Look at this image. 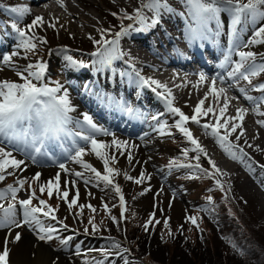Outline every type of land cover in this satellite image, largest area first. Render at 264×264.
I'll list each match as a JSON object with an SVG mask.
<instances>
[{
  "label": "snow or ice",
  "instance_id": "obj_1",
  "mask_svg": "<svg viewBox=\"0 0 264 264\" xmlns=\"http://www.w3.org/2000/svg\"><path fill=\"white\" fill-rule=\"evenodd\" d=\"M185 6L188 10V17L190 24L187 30V37L190 42L200 40L204 42L212 37H218L220 35L219 27V14L221 11H228L232 14L231 27L229 30V43L230 49L229 54L225 56L224 60L228 64H232L231 71L227 72V76H219L211 79V85L208 88V93H211L213 97L219 101L222 95H225L228 91L232 90L240 81H245L247 87H240L239 91L243 94V99L249 102L252 106L254 114L264 117V111H261V107L264 106V82L253 83V78L259 77L264 74V54L259 55L250 49L255 45H264V25L254 28L252 35L246 41L241 40L243 29H238L239 24H256L260 20H264V0H247L246 3H242L241 0H227L225 6L220 5V0H184ZM143 9L152 11L153 18L151 23H148V18L144 15ZM12 13H18L17 20H14L11 24L12 29L17 33L18 47L23 48L25 51L32 52L37 48V44L33 43V40H37L35 34L31 37H26L25 30H21L17 27V22L22 19L27 9L11 8ZM171 13L173 10L167 5L165 0H148L147 3L143 4L141 8L135 11L134 15H128L125 13L120 18L134 20L139 23L142 27L134 28L133 25L122 27L119 32L114 34V39L107 40L104 38L105 33L103 30L102 38L96 41L99 45L97 52H94L93 56H98L99 59L95 61L94 67L99 66L100 69L110 68L113 61L121 59L123 54L119 51V42L122 36H125L129 31H145L149 28L154 27L159 23V17L161 12ZM115 15V14H114ZM217 24L215 33H211L208 25L210 22ZM38 24H43V19L37 16L32 20L29 25V30ZM192 25H195L194 27ZM49 24V27H52ZM40 44L46 43L42 38L39 39ZM238 57V60L233 61L231 59L232 54ZM17 53L12 52L10 56H3L2 62L8 64L13 57H16ZM65 60L71 68H86L88 67L83 61L74 60L71 56L65 57ZM46 65L38 63L36 65L29 64L24 72L27 75L21 74L19 71L17 75L23 80V83H13L8 81L0 82V182L6 179V174L11 175L12 172L8 170H19L25 161L15 158L14 150L25 152L29 159L36 163L39 158L53 159L46 150L48 142L59 140L61 137L67 136L72 137L74 155H70L69 159L80 164L83 169L90 172L92 175L88 178H84V173L81 171L74 172V175L83 179L85 184H93L99 187L101 183L107 189L109 186L114 190L116 196L119 198L120 207V218L125 217V199L121 193V187L113 183L112 177L114 174H118L115 167L110 166V163L114 165L117 157L115 155L109 156L105 149L109 147L107 143L99 142L97 137L99 135L109 136L107 130L99 127L95 123L91 116L84 114L82 120L76 119L73 113H76V109L72 106L69 92L62 88V85L57 82L55 86H49L45 82V70ZM35 68V70H33ZM99 70V69H98ZM138 79V83L144 85H155L153 91L156 89H165L167 86L161 84L157 80H145L140 76L139 72L135 73ZM207 79L203 73L200 74V82ZM33 81L40 82L39 85ZM217 83L221 86L219 89L215 87ZM249 92L260 93L258 97H254ZM158 96L163 98L168 106L170 113L178 116L179 119L174 122V127L187 139V141L193 146L192 151L196 153H204V149L199 144L198 140L194 138L193 133L189 130L187 125L189 121L196 124L205 130L207 135L208 129H211V136L215 139L216 143L223 150V152L230 157L232 160H239L244 164L247 171L254 175L256 174L257 168L260 169L259 176L256 177L257 182L264 180V165H255L252 163L245 162L243 148L239 147V140L244 136L243 121L245 113L248 108H237L236 115L227 116L225 118L226 110L229 108V101L225 95L223 106L219 107V115L216 114L213 107L209 106L204 108L205 100L207 99V93L204 99H200L194 108V114L189 117L181 111L180 108L173 106V101L170 98L171 91L157 93ZM96 99L103 105L125 113L130 118H137L139 113L126 102L121 99H117L111 95H105L104 93H95ZM233 99H240V97L234 96ZM54 114V118H53ZM211 114L215 119V124L200 123L198 117H207ZM153 121H156L159 125L158 131L161 135L170 134L165 132L166 125L160 123L159 118L155 115L151 117ZM223 119V123H221ZM256 123L260 127H264V119L257 120ZM69 125L75 129L73 131L69 128ZM231 125V127H229ZM224 129V134H220V130ZM237 129H240V133L236 136V142H229V137L236 133ZM77 141L83 142V146H78ZM247 144V141L245 140ZM90 146L91 152L95 154L97 158L103 161V173L98 171L89 163H85L83 157L87 154L86 148ZM111 146L114 147L121 155H123L122 149L126 148L127 142L112 139ZM252 147V145H248ZM182 155L185 159L189 156V149H182ZM206 155V153H205ZM127 159L129 164L132 163L133 156L131 153L128 154ZM196 161L195 164L183 163L176 165L175 161L169 163V170L175 168H188L195 169L198 173H204L205 175H212L213 173L203 169L200 163L201 156L196 155L192 157ZM55 163V161L53 160ZM208 164L215 173H219L220 169L217 168L214 161L208 159ZM58 167L67 172L64 163H59ZM41 174L36 173L33 177V182L40 179ZM125 180H134L136 184H140L145 179V174L141 172L139 178H134L124 173ZM189 178H192L191 176ZM61 177L59 174L55 176V181H49L47 185L41 184L39 190L41 195L44 194L47 189V195L52 198L53 192L57 193V197L67 203V207L71 210L74 206L83 209L85 206L78 204L79 191L72 196L69 200L70 192L63 190L60 185ZM28 183L25 179L18 178L15 182L17 186L8 185L5 189L0 190V200L10 198V202L7 208L0 205V229H14L22 227L23 225H29L33 230L37 231L38 239L41 241H51L54 236L53 234L57 231L56 227L51 224H45L41 217L47 218L48 220L55 221V209L49 206L45 200L40 199L38 201L39 206H33V200L36 198L35 191H30L28 198L17 199V193L24 188L25 184ZM71 184L72 187L76 186L75 181L65 182ZM219 185V181L217 180ZM261 188L264 189V184H261ZM31 189V185H29ZM143 194V193H142ZM16 204H19L22 210V220L17 219ZM107 210V204L104 205ZM87 207L93 212L96 209L92 205ZM80 213H77L79 215ZM113 221L116 220L112 217ZM151 219V218H150ZM192 223L195 224V218H191ZM61 223L62 222H58ZM159 223V221H157ZM88 224L92 226V231H97V227L92 219H89ZM66 228V225H63ZM165 227H167V221H165ZM148 228V224H145V229ZM87 231V229H86ZM21 234L16 233L14 238H10L5 241L4 247L0 248V264H10L9 255L10 248L8 245L13 244L21 240ZM69 239H62V244L69 243ZM114 248H119V244H113ZM108 252H105L107 255Z\"/></svg>",
  "mask_w": 264,
  "mask_h": 264
},
{
  "label": "bare ground",
  "instance_id": "obj_2",
  "mask_svg": "<svg viewBox=\"0 0 264 264\" xmlns=\"http://www.w3.org/2000/svg\"><path fill=\"white\" fill-rule=\"evenodd\" d=\"M98 1L102 3L108 2L111 4V6L114 4L115 7L112 10L115 13L119 12L121 16L125 13L131 15L130 12H125V9H122V0ZM125 1L133 4L134 6L135 4L132 2H135L137 3V7L140 8L143 4L148 2V0ZM224 1L226 3V0ZM99 2L96 4V0H17V5L15 8L27 9L24 14L25 17H31L35 19L37 16H39L43 19V22L48 24V26L49 24H52L53 27L56 28L67 27L71 31V36L76 35L81 38L82 36L88 37V35L83 33V31L88 32L89 28L95 29L97 27L98 22L94 18V15L87 10V7L98 8L100 4ZM171 2L172 3L169 7L173 11L171 13L162 11L159 17V23L154 27L145 31H129L127 35L120 38L119 51L123 54V56L121 59H117L116 61L118 69L123 70V73L115 75L112 70H110L111 68L100 69V71L96 73V78L98 80L97 84L99 86L109 88L110 95L117 99L124 101L125 97H128L132 101L133 107H136L137 105H149L150 109H154L160 114L163 113V110H168V106L166 101L158 96L157 93L165 92L167 95V90H170V98L173 101V106L180 108L181 111L189 117L194 114V108L200 99L205 98L206 93L207 99L205 100L204 108L206 109L207 107L211 106L213 107L216 114L219 115V107L223 106L226 95L229 101V108L226 110L225 118L227 116L234 117L236 115L237 108H248L243 121L245 137L243 136L239 140L241 143L239 147L243 148L244 153H246V156L244 157L245 162L252 163L253 166L257 165L258 163H256L254 160L255 156L253 154V149L252 147H249L248 144L250 145L254 142L256 145H260L261 148L258 149L259 152H261V150L264 151V127H260L256 123L257 120L264 119V117L254 114L252 111V106L249 105V102L243 99V94L240 93L239 88L247 87V83L245 81H240V83L232 90L228 91L225 95H222L218 102L211 93H208V88L211 85V79L219 76L226 77L227 72L231 71L233 66L232 64L225 62V57L219 54L223 45L227 48L230 46V27H228L230 16L229 12L221 11L219 14L220 35L218 37H212L204 42H201L200 40L190 42L186 35L190 24V19L188 17V10L185 6V2L184 0H172ZM143 12L148 18L147 22L151 23V19L153 18L152 11L144 9ZM90 18L93 20L90 21ZM126 21L128 24H123V27H127L128 25L132 24V20ZM262 25H264V20H260L256 24L251 23V25L247 28H244L243 23L239 24L237 28L243 29L241 40L246 41L251 37L254 28H258ZM192 26L194 27L195 25ZM133 27L140 28L142 26L139 23L134 22ZM208 28L210 32L214 34L217 29V24L214 21L210 22ZM104 33V38L107 40H112L115 38L114 34L116 31L115 28H113L107 30V32ZM37 34H41L40 28L38 29ZM243 34H245L244 37ZM89 38L91 37H88V39ZM7 41L8 43L0 39V51L2 48L9 47L10 50L14 48L15 41L9 38ZM205 46H210L217 50V57H215L214 61L217 64H222V68L214 70L212 65L205 61L201 63L203 70L200 73L196 68H186L187 63L185 60L190 58V52ZM247 50H252L258 55L264 54V45H255ZM231 59L236 61L238 60V57L233 53ZM2 63V56L0 54V64ZM169 65L179 66L180 71H174L170 69ZM26 67L27 65L22 64L21 68L18 69L24 70ZM67 70L70 71L69 76L71 78H77L84 74V70L81 68L74 69L68 66ZM136 72H139L140 76L145 80H157L161 84L166 85L167 90L156 89V91H153L155 85L142 86L140 83H138L139 78L135 76ZM201 73H203L207 78L203 82H200L199 80ZM3 77H7V74H4ZM253 83L255 84L259 82L253 81ZM221 86L226 85H221L220 83L215 85L217 89H219ZM67 91L69 92L72 105L75 104L74 108L77 110L76 113H73L76 119H78L76 115H79L82 119L83 115L87 114L92 117L93 121L97 123L99 127L111 133L109 136L99 135L97 137L99 142L104 143L106 140L112 141L114 138L127 142V146L124 148L126 154H118V160L122 162L124 167L127 168L130 173H134L136 171V166H143V164H139L140 162L143 163L146 159H153L154 157L158 156V152L155 151L161 147V142L158 143L159 138L154 135L153 126L150 127L141 125L133 118L123 117L120 111L111 109L101 104L98 100L93 99L88 94L78 90L76 86L71 83L70 88L67 89ZM248 94L254 97L261 95L257 92H249ZM234 96L240 97V99H233ZM261 111H264L262 107ZM178 119L179 117L175 116V120ZM198 119H200L201 124H215L216 122L211 114H209L207 117H198ZM221 123H223V119H221ZM185 126L188 127L193 133L195 139L198 140L199 138H202V142L206 144L202 146L204 153H198L203 161L208 162V159L210 158L220 168L226 179L231 182H237L239 187L243 190H246L253 185V187H257L259 194L263 195L260 190L264 192V189L261 188V184L264 183L262 180L258 183L256 179L260 173L259 168H257L256 171L257 176H254L250 174L245 168L244 164L240 162L241 168L240 171H238L236 166L228 164L224 161L223 157L225 158L226 155L219 151H215L216 153H214L212 149H208V144L214 143V139L210 134L211 129L207 130L208 134L206 135L205 130L196 124L191 123V121H189V123ZM229 127H231V125H229ZM195 129H199L201 131V136L195 133ZM220 133L224 134L223 128L220 130ZM239 133L240 129H237L236 133H233L232 135L237 136ZM205 137L208 139V141ZM245 140L247 141V145L244 144ZM46 150L53 158L51 160L46 158L49 163H54L53 160L55 163H58L60 160L66 158L68 163H66L65 166L68 171L65 172L58 166L44 168V166L40 165L47 164L46 160L40 161L39 158L36 163H33V161L29 159L25 152H21L19 150L17 151L20 155L14 154V156L17 159L25 161L22 166L27 167L29 170L36 171L40 174H47V176L48 174L52 175L50 179H53L57 174L60 175L62 173H66L65 176L60 175L63 181L62 184H66L65 182L75 181L76 188L85 189L83 185L77 182V180L83 182V179L77 178L74 175V172H83L85 179L92 174L83 169L80 164L69 159L70 155H74L73 141H71V143L65 141H61L60 143L48 142L46 145ZM105 152L109 154V151ZM86 153L87 154L83 157L85 163H89L97 169V167H99L98 158L94 153L91 152L90 146L86 148ZM129 153H131L133 156L131 164H129L127 159ZM35 164L40 167L36 166ZM47 182H49L48 178L47 180L45 179L43 181L45 185H47ZM262 200L263 201L261 204L264 205V198ZM16 233H18L17 229H0V248L4 247L6 240L14 238ZM35 236L36 234H21V240L8 245L10 248V264H44V261L46 260L45 257L49 256H51V259L49 260L48 264H51L50 262L52 259L53 264H69L65 260L61 259L58 255L53 254L49 248L46 249V247L44 248L42 244L37 243ZM54 257H56L57 260L54 259Z\"/></svg>",
  "mask_w": 264,
  "mask_h": 264
},
{
  "label": "rangeland",
  "instance_id": "obj_3",
  "mask_svg": "<svg viewBox=\"0 0 264 264\" xmlns=\"http://www.w3.org/2000/svg\"><path fill=\"white\" fill-rule=\"evenodd\" d=\"M171 1L172 0H168V1L165 0L168 6L171 5L172 3ZM98 2L99 1L96 0V4H98ZM241 2L246 3L247 0H241ZM99 3L100 4L98 8L87 7V10L94 15V18L98 22L97 27L95 29L89 28L88 32L83 31V33H86L88 37H91L89 39L88 37H84V36H82L81 38H79V36L76 35L71 36V31L69 30V28L67 27L56 28L53 26L49 27L48 24L45 22H43V24H38L36 26H33L29 30L28 25H31L33 18L23 16L22 19L18 20L17 27L20 28L21 30H25L26 37H31L33 34H35L36 36L38 29L40 28L41 30V34H37L38 37L36 36L37 40H33V43L37 44V48L32 52L25 51L23 48L18 47L17 33L11 27L12 22L14 20H17L18 13H12L10 11L11 7L9 6L7 7L4 6L3 8H1L0 6V39L4 40L7 43H8L7 41L8 38L15 41L14 48L12 50H10L9 47L2 48L3 50L0 52V54L3 57L8 55L10 56L12 52L17 53V56L13 57V59L8 64H3V63L0 64V70H1L0 82L8 81L13 83H23V80L20 79V76L17 75V72L19 71L21 74L25 76L27 75V73L24 72L23 69H18V68H21L22 64L28 66L29 64L36 65L38 63H43L47 66L45 71V82L48 83L49 86H55V84L59 82L62 85V88L67 90L70 88V83H71L74 86H76L78 90L93 96L95 99H96V96L94 95L95 93L102 92L105 95H110V89L103 88V86H99L97 84L98 80L96 78V73L100 71V68L98 65L94 67V64L95 61L99 59V57L98 56L95 57L92 55L86 58L83 57L84 54L82 52H74L72 50H67L64 48V44H68L70 42L76 41L77 38L79 39V42H83L84 44L90 43V41L96 42L101 40L102 38L101 30H103V32H107V30L114 28L108 23V14L112 15L117 20V24L120 26L117 28L119 29L117 32L121 30L123 24L124 25L128 24V22L126 21L128 19H121L120 18L121 14L119 12L115 13L112 10L115 7L114 4L111 6V4L108 2L106 3L99 2ZM132 3H134L136 7L125 0H122L121 2L122 9H125V12H130L131 15L134 14V12L140 8L137 7V3L135 2ZM226 3L225 1L220 0L221 6L226 5ZM231 19H232V14H231ZM231 19L229 20V23L231 22ZM92 20L93 19L90 18V21ZM246 26L247 24H245V27ZM40 38L46 41V43L40 44L39 43ZM72 38H74V40ZM84 44H82V46ZM95 45L96 43H94L93 46L91 45V47L86 48L83 46L84 48H80V49L82 51H90L94 48ZM69 54L74 55L77 61H83L85 64H87L89 70H87V67L86 68L81 67V69L84 70L83 75L73 79L69 78L68 76L70 71L67 70L68 64L65 60V57L70 56ZM87 60L89 61V63H87ZM115 67H117L116 60L113 61L110 70H112V72L115 75H119L123 73V70H120L118 68H117L118 69L117 72V70H115ZM33 70H35V68H33ZM4 74H7V77H3ZM254 79H259L258 81L264 82V74H262L259 77H255ZM79 81L80 83H78ZM33 82L37 83L38 85L40 83L37 81H33ZM123 102H126V99H124ZM127 104L133 107V103L130 101L129 98L127 99ZM72 106L74 107L75 104H73ZM262 107L264 109V106ZM138 113L139 116L136 118L137 121L141 125L153 126L154 135L159 138L158 143L161 142V147L158 149L159 151L158 150L155 151L158 152L157 153L158 156L154 157L153 159H146L143 163L140 162L139 164L141 165L143 164V166L141 167L138 166L139 168L136 166V171L134 173H130L127 170V168L124 167L122 162L118 160V154H120V152H118L114 147L111 146V141L109 140L104 141V143H107L110 147L105 149V151L107 152L109 151L108 155L112 156L116 154L115 156L117 157L114 165L110 163V165H112L117 170H119L118 174H114V176L112 177L113 183L121 187V193L125 199V207L128 210L134 211L135 213L144 216L145 220L148 221L149 224H148V228L146 229V232L152 235L153 233L159 231L161 228L171 227L176 229V231L180 230L179 235L183 234L185 237L184 239L189 240L188 242L189 244L195 245L196 244V242H194L195 238H187V236H189L188 235L189 232L187 234L182 233L181 229L190 226H196L198 224V220L196 216L198 212H200V210L195 209V207L198 205L197 203H199L198 201L199 196L202 194L203 195L206 194L208 192V189L201 191L198 189L197 185H192L191 181L193 180L192 178L195 179V177L192 176L197 174L203 176L205 174L202 172L198 173L196 172L195 169H188V168L174 167L172 170H169L168 166L171 161H175L179 164H183V163L195 164L196 161L192 159V157L199 154L192 151L193 146L189 142H187V139L183 137L182 134L174 133L175 131H177L175 128L173 129L171 128V126H173V123L176 121L175 119H173L175 118L174 114L167 112V114H165L162 118L159 117L161 116L159 114L155 115L159 118L160 123L166 125L165 128L166 133H171V134L174 133V135L170 137L169 134H165V135L160 134L158 128L155 127L158 125L157 122L153 120L151 121V117L154 114L151 113L149 109L141 108L139 109ZM123 115L129 117L125 113H123ZM76 117L82 120L79 115H76ZM157 127H159V125ZM195 133L201 136L200 130H195ZM220 134L223 135L222 133ZM198 142L201 145V147L206 145L205 143L202 142V138H199ZM229 142H236V136L231 135L229 137ZM77 143L78 146H83V142L77 141ZM238 144L241 145L240 142H238ZM244 144L247 145L245 141ZM250 145H252L253 154L255 156L254 157L255 162L260 165H264V151L262 150L261 152L258 151V149L261 148L260 145H256V143L254 142L253 144ZM184 148L189 149V156L187 159H185V157L182 155V149ZM208 149H212L214 153H216L215 151L224 153L223 150L216 143L215 139H214V143L208 144ZM121 151H124L123 154H126L125 149H122ZM17 152H18L17 150H14V154L20 155L19 152L18 153ZM223 159L226 163L236 166L238 168V171H240L241 164L239 160L234 161L227 155L225 156V158L223 157ZM39 160L44 161L45 158H40ZM99 160L100 159L98 158L99 167H97V170L100 171L102 174H104L103 161L102 160L99 161ZM59 163L66 164L68 163V160L65 158L60 160L58 164ZM200 163L203 169L205 170L208 168L211 169V166L208 164V162H205L201 159ZM58 164L47 163L45 165H40V166H44V168H48V167L51 168L58 166ZM35 165L38 166L37 164ZM23 167L25 166H21V169L19 170L9 169L8 171L12 172V174L11 175L6 174V179L0 182V190L5 189L8 185L17 186L15 182L18 178L25 179L28 183H26L24 188L17 193V199H26L28 198L30 191H35L36 198L33 200V206H39L38 201L40 199H43L46 201V203L49 206H51L56 210L55 216L57 217V219L55 221L41 217L42 221L45 224H51L56 227L57 231L53 234L54 238L51 241L46 242L39 240L38 236H35L37 243L42 244L44 248L46 247V249L49 248L53 254L58 255L61 259L65 260L69 264H141L137 260L134 261L132 259L131 260L129 259L131 258V255L127 249V243L123 238L121 237L114 239L100 238L98 234L99 231L93 232L92 227L85 221V216L87 217L88 215H94L96 220L100 223H102V221L105 220V218L106 219L108 218L109 224H111V226H113V228L115 227L116 229H121L122 226L125 225V223H123L120 218L119 198L116 196L111 186L105 189L103 183H101L100 186L97 187L95 186V183L85 184L84 182L77 180V182L83 185L85 188V189H80V188L72 187L70 184L67 185L62 184L63 181L61 179L60 181L61 188L63 190H68L70 192L69 200L72 198V196L76 194L78 190L79 191L78 204L85 206L83 209L74 206L71 210H69L67 207V203H65L62 199H59L55 191L53 192L52 198L48 197L47 189H45L43 195H41L40 193L39 186L41 184L45 185L43 181L45 179L47 180L48 178L49 181L51 180L54 182L55 177L53 179H50L52 175L48 174L47 176V174H41L40 179L38 181L33 182V177L37 172L33 170H29L27 167L25 168ZM217 168L220 169L218 166ZM125 172H127L128 175L134 178H139L141 172H143L145 174V179L143 180L142 183L136 184L134 180H125L124 178ZM213 174L217 180H220L226 186H229L233 189L235 197H239L242 200V201L238 200V202L241 205H243L245 211L247 212V215L250 212V215H252L255 219V225L252 228L254 230H261L258 229V227L260 226L261 228L264 229V208H263L264 205L261 204L263 201L262 199L264 198V192L259 189L263 195L259 194L257 187H253V185L246 190L241 189L237 182H231L228 179H226L223 173L221 172V170L219 173H215L213 171ZM60 175L65 176L66 173H62ZM190 176L192 178H189ZM209 181L211 180L209 179ZM262 182L264 183V180H262ZM29 185H31V189H29ZM193 198L194 201L192 200ZM10 202H12L10 198L5 200H0V205H2L4 208H7ZM105 203L107 204V210H105L103 206ZM87 205H92L96 209V212L93 213L87 207ZM16 209H17V219L22 220V210L20 209L19 204H16ZM77 213L80 214L77 215ZM112 217H115L116 220L113 221ZM191 218H195L196 221L195 224L192 223ZM157 221H159V223H157ZM165 221H167V227H165ZM58 222H62V224ZM63 225H66V228L63 227ZM104 228L105 227L102 226L103 229L102 232H105ZM115 228H114V232H115ZM14 229H17L18 233L22 235L23 234L31 235V233H35L36 235L38 234L37 231L33 230V228L29 225H23L22 227L14 228ZM201 237L202 236H199V238ZM257 237L264 242V235H259ZM69 238H70L69 243L67 244L61 243L62 239H69ZM113 244H119L120 247L114 248ZM260 245L264 247L263 244L260 243ZM106 251L108 252L107 255H105ZM118 254L120 255L117 256ZM159 255L162 256L161 254ZM45 258L46 260L44 261V264H48L49 260L51 259V256ZM54 259H56V257H54ZM258 259L260 264L262 263L264 264V253L262 251H258ZM50 263L53 264V259L51 260Z\"/></svg>",
  "mask_w": 264,
  "mask_h": 264
},
{
  "label": "trees",
  "instance_id": "obj_4",
  "mask_svg": "<svg viewBox=\"0 0 264 264\" xmlns=\"http://www.w3.org/2000/svg\"><path fill=\"white\" fill-rule=\"evenodd\" d=\"M230 196L229 191L214 192L208 197L213 207L203 211L196 226L181 230L189 232L187 238H195V245L174 228L150 235L144 229L149 224L145 217L130 210L120 234L128 240L133 255L143 257L147 264H260L258 251L264 253L260 245L264 242L257 236L264 235V229L259 226L261 230H254V217L250 212L247 215L243 205L236 204ZM107 231L116 235L110 227Z\"/></svg>",
  "mask_w": 264,
  "mask_h": 264
},
{
  "label": "clouds",
  "instance_id": "obj_5",
  "mask_svg": "<svg viewBox=\"0 0 264 264\" xmlns=\"http://www.w3.org/2000/svg\"><path fill=\"white\" fill-rule=\"evenodd\" d=\"M53 118H54V114H53ZM69 128L72 129L73 131H75V129L72 128L71 125H69ZM72 139H73L72 137L64 136V137H61L59 140H55V141H51V142L52 143H60L61 141H65V142L71 143Z\"/></svg>",
  "mask_w": 264,
  "mask_h": 264
}]
</instances>
